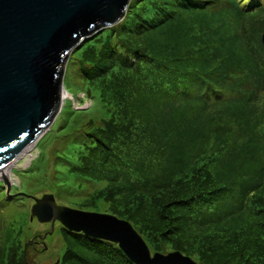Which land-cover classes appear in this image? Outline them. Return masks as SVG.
<instances>
[{
	"label": "trees",
	"instance_id": "trees-1",
	"mask_svg": "<svg viewBox=\"0 0 264 264\" xmlns=\"http://www.w3.org/2000/svg\"><path fill=\"white\" fill-rule=\"evenodd\" d=\"M263 26L264 0H130L73 53L103 116L77 133L59 122L56 195L128 220L151 253L264 264ZM13 213L0 264H35L32 221ZM53 232L59 264H134L110 241L59 222Z\"/></svg>",
	"mask_w": 264,
	"mask_h": 264
},
{
	"label": "water",
	"instance_id": "water-1",
	"mask_svg": "<svg viewBox=\"0 0 264 264\" xmlns=\"http://www.w3.org/2000/svg\"><path fill=\"white\" fill-rule=\"evenodd\" d=\"M129 1L0 0V176L55 120L69 50L120 21ZM33 218L115 243L134 264H200L177 249L151 254L128 220L61 205L51 192L33 197Z\"/></svg>",
	"mask_w": 264,
	"mask_h": 264
},
{
	"label": "rangeland",
	"instance_id": "rangeland-1",
	"mask_svg": "<svg viewBox=\"0 0 264 264\" xmlns=\"http://www.w3.org/2000/svg\"><path fill=\"white\" fill-rule=\"evenodd\" d=\"M128 13L131 14V17H128L127 27L131 18H133V11L129 10ZM107 31V29L101 30L98 35H104ZM93 34L77 43L68 52L62 73L60 95L62 101L60 109L51 126L40 136L42 137L50 130L46 138L43 142H39L40 137L37 138L35 145L30 146L26 155L23 156L22 154V156H17L11 165L6 167L8 173L5 172L4 176L8 175L10 179H8V176H0V229L2 223L11 216L13 211L12 218L14 220L18 219L19 210H25V217L30 220V208L33 203V197H39L45 192L55 194L54 196L59 204L71 207L67 204V199H61L58 194L56 195L54 186L48 182L47 178L53 177L54 172L50 164L51 162L55 166L59 164L57 157L61 155L59 152L61 148L59 146H63L65 142L63 138H59L58 140H54L53 138L54 133L62 131V129L57 130L59 122L65 120L66 129L70 132L74 128L77 133L79 122L83 118H100L103 116V108H100L97 97L94 96V98H91L88 95L89 92L87 90V84L84 81V73L78 67V61L75 58V54H73L75 49ZM64 92L66 95H64ZM54 152H56L57 156H54V160L52 161ZM30 221L32 222L28 223L29 229L24 235L26 245H30L33 248L29 260L35 264H59L57 256L61 244L59 243L58 236L53 232L55 223H58V221L54 222L52 230L50 221L40 223L36 218ZM27 257H29L28 254Z\"/></svg>",
	"mask_w": 264,
	"mask_h": 264
},
{
	"label": "bare ground",
	"instance_id": "bare-ground-1",
	"mask_svg": "<svg viewBox=\"0 0 264 264\" xmlns=\"http://www.w3.org/2000/svg\"><path fill=\"white\" fill-rule=\"evenodd\" d=\"M65 92H66V91H65ZM65 92H64V95H66ZM64 97H66V96H64ZM31 145H32V144H31ZM31 145H30V146H31ZM30 146H28L27 148H25V149H24L19 155H21V156H22V154H23V156L26 155V154L28 153V150H29ZM10 165H11V164H10ZM5 172L8 173V169H7V168L4 169V172H3V174H2L3 176L5 175ZM2 175H1V176H2ZM6 176H8V175H6ZM6 176H4V177H6ZM8 179H10L9 176H8Z\"/></svg>",
	"mask_w": 264,
	"mask_h": 264
}]
</instances>
